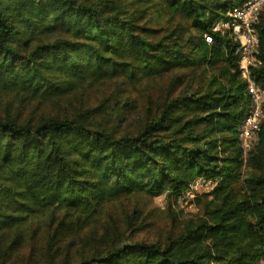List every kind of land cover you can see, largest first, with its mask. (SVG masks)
<instances>
[{"label": "trees", "instance_id": "16d2710c", "mask_svg": "<svg viewBox=\"0 0 264 264\" xmlns=\"http://www.w3.org/2000/svg\"><path fill=\"white\" fill-rule=\"evenodd\" d=\"M249 1L0 0V264H264V119L246 152L239 44L215 30Z\"/></svg>", "mask_w": 264, "mask_h": 264}, {"label": "built area", "instance_id": "2783aa9c", "mask_svg": "<svg viewBox=\"0 0 264 264\" xmlns=\"http://www.w3.org/2000/svg\"><path fill=\"white\" fill-rule=\"evenodd\" d=\"M264 14V0H250L244 6L230 13L229 20L218 25L215 30L229 33L239 44L238 53L242 57L241 79L247 84L251 101L249 114L241 127V139L246 152L258 142L260 123L264 119V89L251 77V67L257 65V54L260 48V37L257 26ZM211 44L212 38L207 37ZM202 183H197L188 193L195 198ZM203 185V184H202Z\"/></svg>", "mask_w": 264, "mask_h": 264}, {"label": "rangeland", "instance_id": "374dc122", "mask_svg": "<svg viewBox=\"0 0 264 264\" xmlns=\"http://www.w3.org/2000/svg\"><path fill=\"white\" fill-rule=\"evenodd\" d=\"M202 186L200 190L196 193H201V192H207L211 189V183L208 184H200ZM195 193V194H196ZM186 199H183V201L179 202L178 205L173 203L174 208L176 210L183 211L184 212V217H188L192 214H196L197 208L194 206L193 203H191L192 197H186ZM168 201L165 197H160L157 198L154 203L150 206V210L155 209L153 213V219L147 218L148 221H154L156 224V227L153 228V231L148 232H142L140 234V237H142L145 240H151L152 238H157V237H162L163 233L165 232L166 228L168 227L169 224V217L167 213V208H168ZM160 231V232H159ZM156 233H159L156 235Z\"/></svg>", "mask_w": 264, "mask_h": 264}]
</instances>
